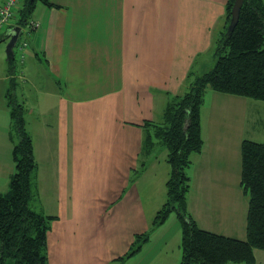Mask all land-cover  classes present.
<instances>
[{"label":"crops","instance_id":"obj_1","mask_svg":"<svg viewBox=\"0 0 264 264\" xmlns=\"http://www.w3.org/2000/svg\"><path fill=\"white\" fill-rule=\"evenodd\" d=\"M48 1L59 8H40L21 27L27 35L19 66H13V59H0L2 67L7 63L6 69L0 68V192L7 191L15 171L11 153L17 141L10 136L5 95L11 85L17 97L19 83L25 88L18 92V102L24 108L35 105L32 122L38 124L37 130L33 126L27 132L37 163L38 198L47 196L45 201L58 206L47 232V255L51 244L65 245L63 228L79 226L80 241L86 243L82 225H89V207L84 199L94 179L103 197L95 205L97 224L100 221L102 226L100 248L111 261L117 260L127 252L134 235L151 229L165 185L154 184L157 174L144 167L151 152L143 154L142 124L162 121L168 100L187 90L191 70L200 74L214 65L227 0ZM15 26L6 25L1 39L12 34ZM97 69H103L104 77ZM48 79L54 83L52 88L46 85ZM33 93H39V99ZM45 97L54 101L53 109H42ZM204 100L200 122L205 148L191 157L186 169L187 174L199 164L202 173L197 179L187 174V211L200 229L245 240L248 201L240 187V147L246 139L264 141V117L256 118L261 112L264 116V102L210 90ZM251 111L254 116L250 117ZM45 114L52 120L44 121ZM154 159L150 169L163 162ZM162 176L161 182L166 181ZM126 222L138 223L139 228L126 236L121 232ZM56 228L62 229L54 234ZM160 230H164L161 235ZM178 231L177 221L170 226L166 221L153 230L138 253L143 254L140 264L166 255L165 248ZM263 252L254 251L255 264H264Z\"/></svg>","mask_w":264,"mask_h":264},{"label":"trees","instance_id":"obj_2","mask_svg":"<svg viewBox=\"0 0 264 264\" xmlns=\"http://www.w3.org/2000/svg\"><path fill=\"white\" fill-rule=\"evenodd\" d=\"M234 1L225 4V23L215 46L212 69L200 74L191 70L187 90L168 100L162 121L142 124L143 154L152 151L158 142L167 151L169 167L165 202L154 214L151 230L174 213L180 227L179 264H255L254 251H264V142L243 140L240 147V187L248 201L245 240L200 229L187 211L190 179L186 169L191 157L200 154L204 146L200 110L207 90L264 102V2L242 0L237 22L227 35ZM38 3L59 8L48 0H21L20 15L14 23L27 26ZM3 39L0 37V41ZM5 102L11 119L10 136H16L17 142L11 153L14 174L7 191L0 192V264H48L47 232L55 217L31 207L38 198L37 163L26 130L25 108L11 85ZM149 236V232L134 235L129 251L117 260L123 262L140 252Z\"/></svg>","mask_w":264,"mask_h":264},{"label":"rangeland","instance_id":"obj_3","mask_svg":"<svg viewBox=\"0 0 264 264\" xmlns=\"http://www.w3.org/2000/svg\"><path fill=\"white\" fill-rule=\"evenodd\" d=\"M263 2H264V0H263ZM18 6H17V8H18ZM44 7L47 8V6L38 3L36 8H35L34 14L38 15L39 14V9L40 8H44ZM19 9H21L20 6H19L18 9L15 10V14L18 17L20 15ZM25 34L23 33L18 38L17 45L13 48V56L14 57H13V61L12 62H14V66H16V65L19 66L20 60H22V58L24 57L25 52L23 54V50L25 49V47H22V43L24 42V38H26ZM6 38L7 37H4V39H6ZM6 43L7 42L0 41V59H7V53L5 51ZM3 61H5V60H3ZM6 66H7V63L5 65H3V67H2V65H0V68L1 69L2 68L6 69ZM213 66L214 65H211V67H205V69H201V70L209 71V70L212 69ZM97 70L99 71V74L102 75V77H104L103 69H97ZM85 79H86V77L82 78L83 82L85 81ZM76 80L79 81V78H77ZM90 81H92L91 78H89V82ZM53 84L54 83H53V81L51 79H48V81L46 82V85L48 87H50V88L53 87L52 86ZM76 85L79 86L78 84H76ZM107 86H109V85L106 84V87ZM23 88H25V86H20L19 83L16 85V91H17L16 94H17L18 98H19L18 92H20ZM80 88H82L81 85H80ZM33 94H35V93H33ZM35 95H37L38 99H39V93L35 94ZM205 103H206V108L208 109V105L209 104L207 102H205ZM53 105H54V101H51V98L45 97V101H43V104H42V109H45V108L46 109L47 108L48 109H53ZM252 112L253 111H251L250 114H249L250 117L254 116V115H251ZM34 113H35V105L30 104L29 107H27V106L25 107L26 130L31 131L33 129V126H34L35 132H36L38 124L33 125L34 122H32V117L34 116L33 115ZM49 114L51 115V112H49ZM261 117H264L262 112L260 113V115L256 116V118H258V120H261ZM42 118L46 122L52 120V117L48 116L47 114H45ZM207 119H208V116H206V114L204 113L203 126L205 125L206 131H207V127H206L207 126ZM249 127H250V125L248 126V128ZM15 138H16V136H15ZM41 140H42V136H41ZM261 142H264V141H261ZM156 146H157V144H155L154 145V149L152 151H150L151 152V156L149 157V159H153V161H149V159L147 158L146 161H145V166L144 167L146 169V172H149L151 175L152 174H157L158 177H156L154 179V184H163V183H165L167 181L168 176H169V167H168V165H166L167 163H165L166 162V155H165L166 149L163 146H161V145H159L157 147ZM203 152H204V150H203ZM40 154L41 153L39 151V155ZM157 157L161 161L163 160V162L162 163L157 162V163L153 164L152 168L150 169L149 168L150 164L153 163L154 160H155L154 158H157ZM204 158H205V156H204V154H202L201 159H204ZM202 167H203V162H202ZM198 168H199V164H195L194 167L191 168L190 172L187 171V174L189 176H193L194 179H197L202 173V170H200V172H199ZM145 169H144V171H145ZM137 171L138 172L142 171V168H139ZM160 173L164 174V176H162V179H164L166 181H162L161 182V180L159 179ZM147 180L149 182L150 178L148 177ZM90 182H91V185L87 189L86 200L84 199V203H86L88 205V207H89L88 208V216H87V220L89 222V225L88 224L82 225L84 227L82 229V232H85V233H82V234L84 235V238L86 239V243H83V242L80 241V237H79L80 228H79V226L78 227L77 226L76 227H71V228H63V233H64V231L67 232V234L65 236L63 235L65 237V239H66L65 245H64V243H61L60 241L56 242L54 245L51 244V248L49 249V252H48V255H47L48 264H66L68 262V260L71 262V264H140L141 263L140 261L143 259L142 258L143 254H138L139 252L136 253L132 257L124 259L123 262H120L118 260L111 261L109 259L110 256L108 255V253H105V252L101 251L100 247H101V245L103 243H102V237H101V235L99 236L98 233L101 232L102 226H101V222L100 221L97 224V221H98L99 217H98V214H97L96 211L99 208L96 207L95 205L101 204V198H103V197H101V195L99 194L100 189L97 188L96 180L91 179ZM46 197L47 196H43V197L40 198V200H39V198L34 199L31 202V207L33 209H36L37 211L43 210L42 207H45V210H46L48 216H53V217L57 216L58 215V206L53 205L52 201H45ZM165 198L166 197H165V185H164V187H162V200L159 202V204H157L155 206V208H157L159 210L161 208L162 204L165 202ZM40 202H41L42 207L40 205ZM167 222H168L169 226L172 225L173 222L176 223V218H175L174 213H172L169 216V219L167 220ZM126 225L127 226H125L121 230V232L122 233L124 232V234H126V236L129 235V233L131 231H136L139 228L138 223L132 224V223H127L126 222ZM51 227H52V225H51ZM200 227H202L201 224H200ZM61 229L62 228H56V229H53L52 231H54V234H57V233H59L61 231ZM155 229H157V228H155ZM155 229H153V230H155ZM96 230H97V233H96ZM153 230H151V229L149 231L146 230L145 232H142V233L149 232V235H150V233H152ZM170 230H171L170 231V233H171L173 228L170 229ZM163 231L164 230H160L158 232V234L161 235L163 233ZM166 232L167 231H165V233ZM142 233H139V234H142ZM97 236H98V238H97ZM179 238H180V227H179L178 234L176 236H174L173 239H171L168 247L165 248V250L168 253L166 255L158 256L151 263L152 264H179V259H180V256H181L180 250H179V244H180V239ZM124 239H125V237H122L121 241H123ZM132 242H133V240H132ZM130 245H129V248H130ZM143 247H144V244L142 245V248ZM155 250H157V249H155ZM128 251H129V249L127 250V252ZM59 255L60 256L63 255L65 258L64 259L60 258ZM148 255H146V256H148ZM117 256H119V255H117ZM122 256H120V257H122ZM146 256H143V257H146ZM261 259H262L261 257H258L259 261ZM151 263H149V264H151ZM5 264H12V263H11V261H7ZM145 264H148V262H146Z\"/></svg>","mask_w":264,"mask_h":264},{"label":"water","instance_id":"obj_4","mask_svg":"<svg viewBox=\"0 0 264 264\" xmlns=\"http://www.w3.org/2000/svg\"><path fill=\"white\" fill-rule=\"evenodd\" d=\"M242 5V0H235L234 3L232 4L231 10H230V19L228 26L226 28V34L228 35L234 28L237 19H238V14H239V9ZM22 33V29L17 26L13 29V33L11 34L10 37L7 38L6 40V46H5V51L7 53V59H13V47L16 45L18 38L20 34Z\"/></svg>","mask_w":264,"mask_h":264},{"label":"built area","instance_id":"obj_5","mask_svg":"<svg viewBox=\"0 0 264 264\" xmlns=\"http://www.w3.org/2000/svg\"><path fill=\"white\" fill-rule=\"evenodd\" d=\"M21 0H0V32L13 19V12Z\"/></svg>","mask_w":264,"mask_h":264}]
</instances>
